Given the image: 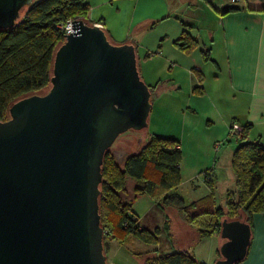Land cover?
Returning a JSON list of instances; mask_svg holds the SVG:
<instances>
[{"label": "water", "instance_id": "95a60500", "mask_svg": "<svg viewBox=\"0 0 264 264\" xmlns=\"http://www.w3.org/2000/svg\"><path fill=\"white\" fill-rule=\"evenodd\" d=\"M33 2L0 0V30ZM71 26L46 92L17 100L0 121V264H107L103 158L119 136L148 127L151 92L135 47L111 44L81 19ZM251 235L248 224L223 220L214 264L242 263Z\"/></svg>", "mask_w": 264, "mask_h": 264}, {"label": "trees", "instance_id": "16d2710c", "mask_svg": "<svg viewBox=\"0 0 264 264\" xmlns=\"http://www.w3.org/2000/svg\"><path fill=\"white\" fill-rule=\"evenodd\" d=\"M217 11L226 16L250 9L228 4ZM88 13L86 0H40L22 11L14 28L0 30V121L8 119V109L17 100L46 92L50 86L54 53L64 40L61 26L69 20L77 19L90 25ZM183 26L185 29L173 41V45L183 53L190 54L200 44L186 30L187 25ZM209 54L210 47L202 52L206 60H210ZM196 75L198 85L192 88V93L202 94L203 79L198 71ZM160 85L156 83L154 87L149 86L150 92ZM235 127L240 131L239 137L234 136L237 135ZM250 130L251 125L238 126L233 120L222 146H215L218 148V156L220 149L234 143L229 161L234 188L224 193L223 206H216L212 194L187 204L176 192L181 183L182 159L177 140L150 136L144 145L136 141L132 151L127 143L124 149L130 150L125 151L121 162L111 148L107 150L99 185V214L103 231L109 228L108 233L122 239L120 242L134 237L146 245H157L159 230L151 232L142 228L131 212L135 200L145 196L166 214L165 227L169 238L172 237V211L182 223L194 230L193 244L217 234L225 215L227 221L239 220L248 224L252 232V216L261 214L264 217V145L259 141H247ZM202 172L203 181L210 184L213 171L210 169ZM132 255L138 259L139 264H203L189 250L166 254L156 251L134 252Z\"/></svg>", "mask_w": 264, "mask_h": 264}, {"label": "rangeland", "instance_id": "374dc122", "mask_svg": "<svg viewBox=\"0 0 264 264\" xmlns=\"http://www.w3.org/2000/svg\"><path fill=\"white\" fill-rule=\"evenodd\" d=\"M39 1L40 0H34V2ZM228 4L227 0H212L211 4H201L202 6L198 7L195 13L186 11L183 12V15L179 14L181 17L179 19L188 24L186 30L189 32L193 29L194 31L192 34L194 36L195 34L197 36L198 33L200 45L197 50L190 54L182 53L181 56L174 59L173 62L175 63L167 66L163 71L160 69L163 66L165 58L161 56V54L158 55L156 53L161 50V48H158L159 41L165 34L171 36V38L177 34V29L180 30V24L176 22L178 18H176V16L172 17L175 20H170L168 23L159 22L154 27L153 32L148 34L147 47L144 41L138 55L139 60H137V66L139 64V75L141 76V80L148 87H154L156 83L161 84L160 87L151 92V110L147 120L148 127L141 131H129L117 138L111 147V150L116 154L117 160L121 162L126 154L125 151L128 150L127 152H129L130 149L132 151L136 141H141V144L144 145L150 136L177 140L182 146V164L186 168V171H183L181 185L176 191L181 192L182 195L186 197L187 195L183 193V189L191 193L192 189H194L195 185L198 183L203 187V172L197 171V179L191 182L188 181L193 174L191 169L196 165L201 166L209 162L211 165L215 164L214 161L217 164L218 161L215 160V154H217L218 148L215 146L219 145L221 147L222 143L225 141L226 137L217 138L223 135L224 124H227L228 121V128L226 131V133H228L229 125H231L233 120L236 125L240 126L246 122L243 118L249 113L250 104L247 100L250 99V96L246 92L237 91L238 89L235 90L231 84V79L225 65L226 52L221 51L219 47L211 51L215 39L213 34L217 22H219V18L220 20L222 19V15H220L217 10L225 8ZM180 11L182 12V10ZM189 23H191L192 26H189ZM220 23L221 21L218 25ZM171 25H174L177 29H171L164 33L165 27ZM218 29L221 31L222 27H218ZM110 42L115 45L111 40ZM171 42L172 39L164 45V54L169 53L168 49H170V47L174 48ZM208 47H211L209 54L210 60H206L202 55L203 50ZM145 51H149V54H152L151 58L144 57ZM186 68H190V71L187 72ZM195 71H198L203 79L202 94L192 93V88L198 85V77H196ZM239 132L240 131H236L237 135L235 134L234 136L239 137ZM126 144L130 149H124V145ZM233 144L234 143H232V147H234ZM222 197L221 204H224V193ZM145 199L136 200L134 209L140 217V223L143 228L151 232H153L155 228L159 230L157 236L158 244L155 251L166 254L170 252V247H172L170 243L171 239L168 235L169 232L167 233L165 227L166 214L160 211L154 204V210L156 209L157 213L155 215L150 213L144 215L145 210L148 208V203H150L148 198ZM171 213L172 220H175V228L179 230L186 229V232L181 235H188V240L184 241L183 237H179L180 240L176 242L181 244H184V242L187 243L191 239V235L194 236V230L182 223L176 217L174 211ZM222 217H220V220ZM222 220H227L226 215ZM108 231H110L109 228L104 232V235H106L104 238V249L107 264H139L138 259L132 255L134 252L142 253L141 250H144L139 240L132 237L129 238L128 241L120 242L122 239L119 240L117 237H114L112 233H108ZM217 235H219V239L221 240V246L225 240L220 238V231H217ZM175 237L177 238V236ZM175 248L177 247L175 246ZM207 250V247L204 248L206 256ZM218 259H220V254L217 251V260Z\"/></svg>", "mask_w": 264, "mask_h": 264}, {"label": "crops", "instance_id": "0c3cea01", "mask_svg": "<svg viewBox=\"0 0 264 264\" xmlns=\"http://www.w3.org/2000/svg\"><path fill=\"white\" fill-rule=\"evenodd\" d=\"M86 2L89 6L88 20L91 24L100 23L108 39L116 45H121L123 43L133 45L136 49L137 60H139V51L142 49L144 41L147 47L148 34L153 32L154 27L159 22L168 23L170 20H175L172 17L176 16V18H178L176 22L180 24L179 28L181 31L174 25L167 26L165 27L164 33L171 29H177V34L172 36L173 38L165 34L161 39L163 43L161 40L159 41L158 48H161V50L156 53L158 55L161 54V56L165 58L163 66L160 69L161 71L167 66L175 63L173 62L174 59L178 58V56H181L183 53L173 45V41L176 40L183 29H185L183 24H186L179 19L181 18L179 14L183 15V12L186 11L195 13L197 8L202 6L201 4H207L205 0H86ZM238 5L248 7L250 11L228 14L222 16L221 20L219 18V22L221 21V23L218 25L219 22H217L213 34L215 39L211 51L219 47L221 51L226 52L225 65L231 79V84L235 90L238 89L237 91L246 92L250 96V99L247 100L250 104L249 113L243 118L246 120V122L244 120V124L251 125L247 141H259L264 145V11L262 10L264 9V0H244ZM180 10H182V12ZM189 25L192 26L191 23H189ZM218 27H222V30L220 31ZM191 30L189 34L198 40V33L197 36L196 34L194 36L192 34L194 30ZM170 39H172L171 43L174 48L170 47V49H168L169 53L164 54L163 47ZM151 56L152 54H149V51H145V58H151ZM186 71H190V68H186ZM227 124L225 123L223 126V135L217 138L227 137ZM179 149L182 151L181 143L179 144ZM218 153V156L215 154V160L218 161L217 164L214 161L215 164L212 165L210 162L201 166L196 165L191 169L193 172L192 178L190 177L188 180L190 182L196 180L197 171L202 172L211 169L213 171V181L210 184L203 181V187H201L198 183L195 185L194 189H192L191 193L183 189V193H185L187 197L183 196L181 192L176 191L187 204L212 194L214 195L216 206H222L223 193L234 188V178L229 165L233 147L229 144L225 148L220 149ZM182 160L183 152L180 163V177L183 171H186V168L182 164ZM180 185L176 189H178ZM145 198L147 197L143 196L136 200ZM134 204L135 202L132 205L131 212L137 217L138 224L143 228L140 223V217L134 209ZM154 208V203L150 200L144 215H148L149 213L155 215L157 211L156 209L154 210ZM184 232H186V229L179 230L175 228V220H171L170 233L173 238L171 237V240L169 239L172 247H170V252L168 253L176 252L177 250H187L189 248V252L192 253L198 261L203 264H214L217 260V251H219L221 243L219 235L215 233L193 244L194 234V236L191 235V239L187 243H177L176 241L180 240L179 237H183L184 241L188 240V235H181ZM251 233V244L247 257L240 264H264V217L261 214H254L252 216ZM175 236H177V238ZM140 244H142L141 246L144 248V250H141L142 253L155 251L157 247V245H146L142 242H140ZM174 245L177 248H175ZM206 247L208 248L207 256L204 253V248Z\"/></svg>", "mask_w": 264, "mask_h": 264}, {"label": "built area", "instance_id": "2783aa9c", "mask_svg": "<svg viewBox=\"0 0 264 264\" xmlns=\"http://www.w3.org/2000/svg\"><path fill=\"white\" fill-rule=\"evenodd\" d=\"M207 1H212V0H207ZM244 0H227V2L229 3V4H239V3H241V2H243ZM74 20H69V21H67L64 25H62L61 26V29H62V31H63V33H64V36L65 35H67V34H69V33H71L72 32V26H71V23L73 22ZM92 25H95V26H97V27H99V28H101V29H103V26L99 23H97V24H92ZM237 127H235V132L236 131H239L238 129H236ZM105 234V233H104Z\"/></svg>", "mask_w": 264, "mask_h": 264}, {"label": "flooded vegetation", "instance_id": "af4514ba", "mask_svg": "<svg viewBox=\"0 0 264 264\" xmlns=\"http://www.w3.org/2000/svg\"><path fill=\"white\" fill-rule=\"evenodd\" d=\"M123 152V151H122ZM115 155V157H116V154H114ZM117 158V157H116ZM152 246H156V245H152ZM191 254V253H190Z\"/></svg>", "mask_w": 264, "mask_h": 264}]
</instances>
